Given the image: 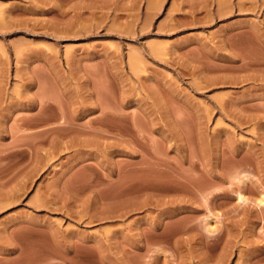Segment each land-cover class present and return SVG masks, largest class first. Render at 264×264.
I'll use <instances>...</instances> for the list:
<instances>
[{
  "label": "rangeland",
  "instance_id": "1",
  "mask_svg": "<svg viewBox=\"0 0 264 264\" xmlns=\"http://www.w3.org/2000/svg\"><path fill=\"white\" fill-rule=\"evenodd\" d=\"M0 264H264V0H0Z\"/></svg>",
  "mask_w": 264,
  "mask_h": 264
}]
</instances>
